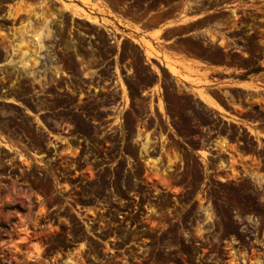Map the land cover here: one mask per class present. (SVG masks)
<instances>
[{
	"label": "rangeland",
	"instance_id": "obj_1",
	"mask_svg": "<svg viewBox=\"0 0 264 264\" xmlns=\"http://www.w3.org/2000/svg\"><path fill=\"white\" fill-rule=\"evenodd\" d=\"M7 9L0 75L53 97L0 92V264H264V0ZM192 13L193 24L136 35ZM167 54L226 63L253 83L194 97ZM207 93L248 131L214 115Z\"/></svg>",
	"mask_w": 264,
	"mask_h": 264
},
{
	"label": "crops",
	"instance_id": "obj_2",
	"mask_svg": "<svg viewBox=\"0 0 264 264\" xmlns=\"http://www.w3.org/2000/svg\"><path fill=\"white\" fill-rule=\"evenodd\" d=\"M186 20L181 22L183 20L182 17H178L176 19H170L164 23L157 24V25H152L148 27L141 28L140 32H136V35L138 37H145L147 39H151L152 36L155 34L171 29L179 24H185V25H190L193 24L195 21L198 19L197 14H187L186 15ZM137 25L144 26L143 21H139L136 23ZM203 33H199V30H196L195 28L190 29L187 31L186 35L187 36H197V35H202ZM167 56L170 58V60L174 64V69L178 72V70L181 72L182 75L187 76L189 80H184V79H179L181 83H183L185 86H187L189 89H187V93L194 96L198 97L195 95L191 89L195 88H204V89H215L217 88L218 85H227V86H234V87H239L238 83L241 82H252L247 79H242V77H237L235 74L237 73L236 70H233L228 64L226 63H221V62H208L205 60H200L197 57L189 56V55H184V54H167ZM186 69H190L193 71L199 72L201 75H198L201 83L200 84H195L193 83L190 79L195 77L196 74L189 73L186 71ZM176 75V74H174ZM228 80H235L236 83H231ZM253 83V82H252ZM151 93L157 94L156 88L151 87L147 94L150 95ZM208 94V93H207ZM208 99L210 101L213 99L214 102H218L216 98L214 99L213 96L208 94ZM212 104H209L207 102H203L204 105L212 112L214 115H216L219 119L225 120L227 122H231L233 124H236L238 126L243 127L248 131V125L244 124L240 120L236 118V115L234 114V111L228 108H224L223 110H218L213 104V101H211ZM251 125L254 126L255 123L251 122ZM256 129V128H255ZM261 137V136H260ZM262 138V137H261Z\"/></svg>",
	"mask_w": 264,
	"mask_h": 264
},
{
	"label": "flooded vegetation",
	"instance_id": "obj_3",
	"mask_svg": "<svg viewBox=\"0 0 264 264\" xmlns=\"http://www.w3.org/2000/svg\"><path fill=\"white\" fill-rule=\"evenodd\" d=\"M17 0H0V28H5V27H9V24L10 23H13L14 19L16 17H13L11 15L8 14V9L7 7L9 5H12L14 2H16ZM1 65V63H0ZM80 68V66H79ZM113 72H114V68L110 69L109 70V75L112 76L113 75ZM5 76L4 75H0V92H7L8 88H12L13 89V93L15 96H17L18 98H28V97H33V98H36V97H41V99L44 101V104H51L52 101L50 100L53 95L50 94V93H46V87L48 85H46V83L43 85L42 87V91H39L38 89H34L32 90V92L30 93H23L22 92V88H21V85L18 84V85H12L11 83H7V78H4ZM90 77V81L91 82H96V75H91V76H88ZM30 86L31 88H33V85L30 83ZM84 86H89L91 89L93 90H96L94 89L93 85L92 84H84ZM78 88V90H81L82 87L81 86H76ZM87 90V89H85ZM78 96H83L82 93L78 94ZM0 101H3V102H10L9 100H6L4 98H0ZM12 104L16 105L17 107H22L21 104H19L18 102H11ZM33 104L35 103L34 101L32 102ZM60 111V108L58 109H44V110H39L37 111L38 114H49V115H54L56 113H58ZM106 118H109V116H107ZM105 119V118H103ZM63 132H67L66 129L63 130ZM81 139H79L80 141ZM182 145H186L185 142H180ZM182 148V146H181Z\"/></svg>",
	"mask_w": 264,
	"mask_h": 264
},
{
	"label": "bare ground",
	"instance_id": "obj_4",
	"mask_svg": "<svg viewBox=\"0 0 264 264\" xmlns=\"http://www.w3.org/2000/svg\"><path fill=\"white\" fill-rule=\"evenodd\" d=\"M148 50H149V49H148ZM148 52H149V51H148ZM168 64H169V63H168ZM168 69H169V71H170L171 73H175V72H176V71H175L176 69H174V67H172V66H170V65L168 66ZM176 74H177V72H176ZM242 85L247 87V86H249V83H243ZM204 98H205V97H204ZM205 101H206L207 103H209V104H212V102L210 101V99H206Z\"/></svg>",
	"mask_w": 264,
	"mask_h": 264
}]
</instances>
